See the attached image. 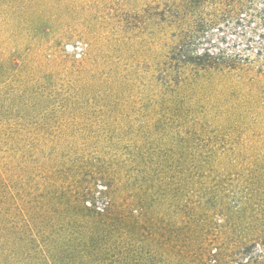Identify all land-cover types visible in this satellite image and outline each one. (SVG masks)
I'll return each instance as SVG.
<instances>
[{"label": "rangeland", "instance_id": "1", "mask_svg": "<svg viewBox=\"0 0 264 264\" xmlns=\"http://www.w3.org/2000/svg\"><path fill=\"white\" fill-rule=\"evenodd\" d=\"M149 1L0 0V211H74L164 264H264V75L238 62L264 0L206 4L216 46L194 52L219 59L175 82L171 31L120 18Z\"/></svg>", "mask_w": 264, "mask_h": 264}, {"label": "trees", "instance_id": "2", "mask_svg": "<svg viewBox=\"0 0 264 264\" xmlns=\"http://www.w3.org/2000/svg\"><path fill=\"white\" fill-rule=\"evenodd\" d=\"M212 1H218L226 8V12L235 10L230 5L238 4V0H150L141 14L133 13L129 16L126 12H121L120 18L128 23H133L128 21L130 19L135 22L140 19L138 23L146 26L149 25L147 20L154 19L157 25L165 26L163 30L171 31V42L165 45L168 50L165 56L167 61L163 66L169 70L170 80L175 82L171 79L173 72L180 73V70L187 69L190 65L201 70L212 68L214 61L219 59L213 53L208 54L206 49L204 53L194 52L197 44H209L211 48L216 46L211 43V36L207 33L210 24L204 17L206 4H212ZM241 15L239 12L238 22L235 23L238 27H243L247 21V14L244 17ZM254 35L260 40L247 43L244 53L238 54V62L243 66L250 63L257 67L259 74L264 75V37L256 32ZM165 103L172 106L174 101L168 100ZM181 106L189 112V101L181 102ZM176 116L178 119L183 118L182 115ZM184 118L189 119L188 113ZM188 124L189 120L180 124L181 131ZM50 211L54 215L58 214L57 219L51 224L40 223L39 227L30 225L28 219H21L20 227H17L0 211V264H164L156 256L150 253L146 255L132 248L107 224L79 221L73 214L74 211ZM12 236V242L7 240V237Z\"/></svg>", "mask_w": 264, "mask_h": 264}]
</instances>
